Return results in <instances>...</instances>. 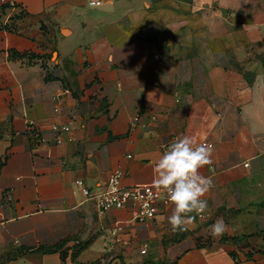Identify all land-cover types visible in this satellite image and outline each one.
Returning <instances> with one entry per match:
<instances>
[{"label": "crops", "instance_id": "0c3cea01", "mask_svg": "<svg viewBox=\"0 0 264 264\" xmlns=\"http://www.w3.org/2000/svg\"><path fill=\"white\" fill-rule=\"evenodd\" d=\"M10 1L0 264H264V0H0V21ZM116 167L171 201L98 210L74 181L99 192Z\"/></svg>", "mask_w": 264, "mask_h": 264}, {"label": "built area", "instance_id": "2783aa9c", "mask_svg": "<svg viewBox=\"0 0 264 264\" xmlns=\"http://www.w3.org/2000/svg\"><path fill=\"white\" fill-rule=\"evenodd\" d=\"M99 4V0L88 1L89 6H98ZM4 7L9 9V14L4 20L0 21V29L14 30L16 26L15 21L22 19L26 12L22 6L14 1L6 3ZM138 120L139 116L131 117L130 125L133 126ZM211 146L212 144L205 140L196 142L189 149V156L192 159H196L202 149L211 148ZM243 166H248V163L244 162ZM122 177V168H114L108 174L104 189L99 192L89 190L81 179L75 180L74 184L85 199L93 201L100 211H105L110 208L119 209L130 203L135 210L132 214L131 221L135 222L151 220L160 211L162 207L160 204L165 205L171 201L173 189L165 187L162 182L123 185ZM194 183L195 180L189 178L184 184L186 186H192ZM198 215L200 217L207 216L202 203H199ZM121 229L122 222L114 221L111 234L116 237L118 231ZM144 252L145 249L141 248L140 253L143 254Z\"/></svg>", "mask_w": 264, "mask_h": 264}]
</instances>
